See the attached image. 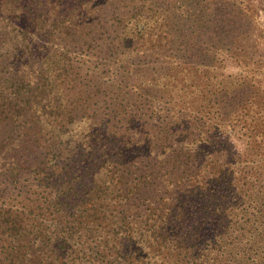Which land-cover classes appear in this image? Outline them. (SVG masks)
<instances>
[{"label":"trees","instance_id":"trees-1","mask_svg":"<svg viewBox=\"0 0 264 264\" xmlns=\"http://www.w3.org/2000/svg\"><path fill=\"white\" fill-rule=\"evenodd\" d=\"M75 1L0 0V264H264V89L208 61L194 0Z\"/></svg>","mask_w":264,"mask_h":264},{"label":"rangeland","instance_id":"rangeland-1","mask_svg":"<svg viewBox=\"0 0 264 264\" xmlns=\"http://www.w3.org/2000/svg\"><path fill=\"white\" fill-rule=\"evenodd\" d=\"M72 1L73 7H76V1ZM172 1L122 0L118 4L122 7L129 5L126 7L127 10L134 6H143V4L146 9L149 5L156 4L163 11L170 7L169 4ZM199 1H201L200 4ZM211 3H215L214 6ZM188 4H193L196 7L197 5L203 6L205 12L203 21L208 22L210 19L203 27V38L197 39V43L205 49L208 61L213 58L215 65L219 66L221 74L245 75L247 80L249 79L256 86L264 89V0H194V3L188 1ZM156 5L153 7L156 8ZM212 7L216 8L215 14L211 13ZM211 20H216V25L212 24ZM149 25L153 27L154 21L149 22ZM87 42L91 41L87 40L83 44L86 45ZM161 43L165 45L168 44V41L166 38H162ZM173 50L172 47H169L166 53H173ZM107 52L109 55L106 59L104 58L106 56L105 48L93 44L85 48H78V45L74 44L73 50L69 52L68 56L75 67H83V73H90L92 68L105 66L104 68L108 72L104 75L108 78L109 83H112L114 74H117L119 62L114 60V57H117L115 53ZM164 60V58L158 60L150 56L142 58V61L150 66H164ZM69 79L71 80V76ZM116 80L120 81V78H116ZM156 105L159 106L158 103ZM237 143L241 144V142ZM34 182L33 177L25 172L19 182L9 185L10 191L3 195V199L12 198L14 205L20 206L21 202L19 203V201L34 190L40 191ZM20 194L21 197H14Z\"/></svg>","mask_w":264,"mask_h":264}]
</instances>
